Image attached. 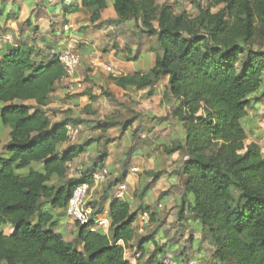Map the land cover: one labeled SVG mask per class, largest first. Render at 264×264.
Listing matches in <instances>:
<instances>
[{
    "label": "trees",
    "instance_id": "trees-1",
    "mask_svg": "<svg viewBox=\"0 0 264 264\" xmlns=\"http://www.w3.org/2000/svg\"><path fill=\"white\" fill-rule=\"evenodd\" d=\"M110 1L60 4L65 19L86 9L96 23ZM112 1L115 23L133 20L157 44L152 69L111 79L124 89L151 88L152 94L153 86L169 77L164 98L173 103L172 118L181 124L185 139L166 148L169 154L184 151L186 156L179 218L187 214V219L202 223L203 236L221 264H264V153L259 143L246 142L242 123L249 108L264 99V0H192L196 15L157 0ZM5 7L0 1V17L10 19ZM38 55L26 42H7L0 48V118L11 128L9 140H0V264H134L125 256L133 240L141 258L149 242L157 254L161 246L154 233L136 231L139 210L114 197L109 233L78 226L72 244L56 231L63 215L56 210L65 211L73 188L94 183L92 174L69 177L70 164L91 140L62 148L68 142L67 125L83 120H52L50 95L66 70L55 55L45 60ZM136 118L118 120L113 115L93 129L106 133L121 125L125 132ZM135 135L136 130L133 139ZM106 157V150H99L96 163ZM142 210L154 220L149 207Z\"/></svg>",
    "mask_w": 264,
    "mask_h": 264
},
{
    "label": "crops",
    "instance_id": "crops-1",
    "mask_svg": "<svg viewBox=\"0 0 264 264\" xmlns=\"http://www.w3.org/2000/svg\"><path fill=\"white\" fill-rule=\"evenodd\" d=\"M23 1L28 4V7L34 3V0ZM44 2L45 4L48 3L47 0H44ZM51 5L52 6L47 7L48 10L52 14H55L56 16L61 15L62 18L65 19L61 11L60 0H54ZM18 7L21 9L19 5ZM80 12H87L88 20H83L84 16L82 17L81 15H78ZM196 14L197 11L194 15ZM90 18L91 12L86 9H82L79 12L71 15H67L65 20H68L67 22H70L69 24H71V28L69 30H65L60 27L54 28L50 24L49 28L40 29L39 34L42 33L45 39L37 41L32 40V44L30 45L35 46V48L39 50L38 59L44 60L49 57L50 51L52 49L62 48L63 45L69 40L72 42L75 41L80 45L78 52L81 56V63L75 74L72 76H65L56 84L55 90L50 95L51 103L47 107L48 114L51 116L54 122L63 120L68 116L83 120L82 124L84 126L85 132L82 133V129L80 128L81 134L75 143L81 145L88 140H91V142L86 145L85 152L70 164L69 177L81 179L86 174L95 175L97 172L102 170L108 171L105 181L94 182L91 184V190L87 201L88 204L93 208L95 217L106 216L110 221L109 212L111 203L114 199L113 190L115 185L123 180H126L129 185L125 200L131 203L133 211L150 206L152 207L154 203H156L157 206L158 200L160 201L162 198L163 199L160 204L167 203L170 200V194H165L164 191H168L169 188L178 185L177 175L171 171H165L163 172V174L165 173L163 178L160 176V178L152 184V178L149 176V179L147 177V173L149 175L152 169L156 167L157 163L153 164L150 160H148L147 156L143 155V153H148L149 158H152L153 155L156 154L157 158L159 159L160 157L158 154L160 153L158 149H155L157 144L164 145V149L167 151L166 148H171L174 143H183L185 139L183 132L184 130L181 124L176 119L172 118L170 109L173 103L164 98L169 80L168 76L162 77L153 86V93L151 94L152 96L141 103V106L146 109V113L143 116H140L139 113L134 114L137 116V118L129 127V129L125 131L120 141L117 138H119V133L121 134V125H115L106 133H102L98 129L90 128V125L94 126L96 124L95 122L107 118L106 116L111 117L115 114V109H111L109 110L111 112H107L106 115L100 116L101 112L99 107L108 105L107 101L111 100L124 105H129L130 101L133 100L131 97L132 93L135 92V95L139 100L140 97L144 98L143 93H145L147 89H150H124L116 85L110 76H122L135 71L148 72L155 65L156 61V54L153 50L147 52L144 49L140 51V55L139 51L138 54L133 51L132 55L127 57L129 55L130 47L129 44L124 46L123 41L128 38L130 34H132L131 30L124 32L123 34L116 32L114 37L117 36V34L120 35L114 39H110V41L108 39H102L103 35L105 34V28L103 25L104 22L116 20L117 18V13L114 9L112 0L110 1L109 7L103 11L101 20L96 23H92ZM110 26H112V24H110ZM36 29L37 28H35V30ZM20 37V42H26V36L21 35ZM7 42L8 41L5 39L1 40L0 48ZM101 43L104 46L111 45L114 53L107 52L106 55H104L105 53H102V56H100L102 52ZM116 49L121 50L119 56H115ZM82 58L84 59V62H82ZM113 60L119 61V67L113 65ZM105 64L109 65L112 68V71L107 70ZM106 73L107 78L110 81V84L107 87L108 93L106 94V97L103 96L97 99V97L100 95L99 93L105 87L102 79ZM76 82H83L84 88L81 90H73L72 86ZM96 88H98L99 91H97ZM138 116L141 118V120L138 119ZM245 119H247V116L244 117L242 121H245ZM140 127L141 131L139 130ZM132 129H134V131L136 129L139 137L143 139L144 137L148 136L153 144L150 145L151 143L149 142V145H144L141 141H139L140 144L136 150V152H138V156H135L137 162H133L130 157L128 161H126L127 163H130V165L125 164V167L123 168L121 161L123 160V156L129 148V134L132 132ZM129 130H131L130 133ZM245 130L246 132L248 131L246 128ZM10 132L11 128L9 126H4L2 133L5 135V141L3 144L9 140ZM105 134L109 135L110 137L107 139V157L103 163H96L101 141L100 137ZM131 134L133 135V133ZM69 144V142H66L63 144L62 148L67 147ZM175 153L178 152L176 151L171 155L177 157ZM169 163L170 162H168V164ZM131 164L133 165L132 167L140 168V172H130V169L132 168ZM181 165L183 166V164ZM145 171L148 172L145 173ZM164 177H166L169 181L166 184L160 185ZM161 192L164 194H161ZM175 195L177 199H182L183 193H178ZM161 196L162 198H160ZM156 209L160 212L157 207ZM60 212L63 215L60 216L58 223L55 225V229L56 231L63 234L66 241H70L67 239V237L71 238L73 236H77L79 227L73 219L65 216V211L56 210V213ZM188 222L190 225L188 227L186 226V230L189 231L190 229H193L195 234H190L192 237L189 241H186V237L179 238L174 241V243L178 244V247L173 250V255H175L176 252L179 253L178 249L182 248L183 250L179 257L182 264H204V262H206V264H221L213 257V246L203 236L202 223L199 220L191 219H188ZM164 231L165 227L160 228L153 234L154 240L158 241V244L162 246L157 254H155L156 249L154 243L149 242L144 247L143 257L141 259H136L134 256L138 250L136 242L133 240L126 247V258L132 261L134 264H162L163 259L169 255H167L166 252V256L161 257L160 252L163 251L165 247L170 245V237L165 236L163 234ZM157 233H160L161 235L159 237L161 238L160 240L155 239ZM209 254L210 256H207ZM175 259L176 258H174V261ZM175 264L180 263L175 261Z\"/></svg>",
    "mask_w": 264,
    "mask_h": 264
},
{
    "label": "rangeland",
    "instance_id": "rangeland-1",
    "mask_svg": "<svg viewBox=\"0 0 264 264\" xmlns=\"http://www.w3.org/2000/svg\"><path fill=\"white\" fill-rule=\"evenodd\" d=\"M0 1H5L7 4V7H5L6 8L5 13L10 12V14H11L10 19L6 18L5 16L0 17V41L4 40V39L6 40V38H5L6 36L12 35L14 42H20L19 38H21L20 36L23 35V36H26L25 41L27 43L29 42V44H32V42H31L32 40L37 41V40H44L45 39V37H44V35H42V33L39 34L40 29L49 28L50 24L54 28L60 27V28L64 29L65 25L70 23V22L65 23V21L61 15L56 16L55 14H52L48 10L47 7L52 6L51 4L54 2V0H47L48 1L47 4H45L44 0H34L33 1L34 3L31 6L29 5V7H28V4L23 0H0ZM157 1L159 4L168 2L170 5L175 7V10L177 12L182 11V10H186L187 12H190L191 14L196 13V8L194 7V4L191 2L192 0H157ZM195 1H200L203 3L206 2V0H195ZM18 5L21 7V9H18L19 17H18V20H15L14 19L15 9L17 10ZM80 13L78 15H81L82 17L84 16L83 20H88L87 12H80ZM10 20H11V22H10ZM27 22H29L32 27H30L29 23L27 24ZM36 24H38V25H36ZM110 24H112V26H110ZM103 25L105 28V34L103 35L102 39H108L109 41H110V39H114L117 36H119L120 34H123L124 32L131 30L132 34H130L128 36V38H126L123 41L124 46L129 44V47H130L129 55L127 57L131 56L133 51H135L137 54L139 51V55L141 54L140 51H142L144 49L147 52L152 51V48L154 46H156V44H157L156 37H150V36L142 33L140 31V29H138L135 26V23L133 22V20L126 21L125 23H122V24L115 23L112 20V21L104 22ZM35 28H37V29L35 30ZM116 32H118L120 34H117V36L114 37ZM74 44H75V49L78 51L80 49L79 48L80 45L77 44L75 41H74ZM101 50H102V52H101L100 56H102V53H105L104 55H106L107 52L112 53L114 51V50H112L111 45L104 46L103 44H102ZM123 52H125V51H123ZM120 53H121V50L116 49L115 56H119ZM82 60H83L82 62H84L83 58H82ZM113 65L116 67H119V65H120L119 61L113 60ZM102 82H103V84H105V87L99 93L100 95L97 97V99H99L103 96L106 97V94L108 93L107 87L110 84V81L107 78V73L104 75ZM150 89H147L146 92L143 93L144 98L140 97L139 100L137 99L135 92L132 93L131 97L133 98V100L130 101L129 105H124V104H121V103H118L115 101H111V100L107 101L108 105H103V106L99 107L100 112H101L100 116H102V115L104 116V115H106L107 112H111V111H109L111 109H115L114 116H116V118L118 120H125L127 118H130L131 116H134L135 113H139L140 116L141 115L143 116L146 113V109L141 106V103L143 101L149 99L152 96L149 93ZM96 90L99 91L98 88H96ZM170 110L172 113L173 106H171ZM108 114H110V113H108ZM106 117H108V116H106ZM104 119H106V118H104ZM138 119L141 120V118L139 116H138ZM242 122H243V125L245 126V128L248 129L246 142L251 143V142L255 141V142L261 144L262 151L264 153V99L259 101L254 106V108H249L247 119H245V121L243 120ZM95 123H97V122H95ZM78 126L82 129V133H84L85 129H84L83 124L82 123L78 124ZM3 128H4V125L2 124V121L0 118V140L2 142L5 141V135L2 133ZM90 128H93V125L92 126L90 125ZM139 130L141 131V127ZM130 131L131 130H129V133H130ZM133 132H134V129H132L131 133H133ZM124 133L125 132H122V130H121V134L119 133V138H117V139H119V141L122 138V136L124 135ZM131 133L129 134V138H130L129 148L127 149V152L124 154L123 160L121 159L122 160L121 165L123 168L125 167L126 161H128V159L130 157H131L133 162H135V163L137 162L135 159V156H138L137 155L138 152H136V150H137L138 145L140 144L139 141H141L144 145L145 144L149 145L150 143H151L150 145L153 144V142L150 140V138L148 136L144 137V139H143V138L139 137V135L136 132L135 138L133 139V135ZM100 138H101V141H100V145H99V150L100 151L106 150V152H107V148H106L108 145L107 139L110 137H109V135L105 134V135H102V137H100ZM155 149L156 150L158 149V151L160 153V154H158L160 157L159 159L157 158L156 154H154L152 158H149L148 153H146V152L143 153V155L147 156L148 160H150L153 164L157 163L156 167H154L152 169V171L149 173V175L147 173L148 171H145V173H147V177L149 179L151 177L153 180V176L156 173H158V174H161L160 176H162V178H163V176L165 174V173L163 174V172L171 171L177 175L178 185L169 188L170 191L169 190L164 191L165 194H170V196H171L170 200L167 203L160 204L162 199H163L161 196L160 198H162V199L160 201L158 200L157 206H156V203H154V205H153L154 207L153 206L149 207L150 210L152 211V213L153 214L156 213V214L154 215L155 216L154 220L153 219L151 220L150 226L148 227L147 231L144 234H140V235H146L150 232L154 233L157 230H159L160 228L165 227V231L163 232V234L165 236L170 237L169 238L170 239V241H169L170 245L168 247H165V249L160 252V255H161V257H164V256H166V252H167V255H169L170 257L176 258L175 261L182 264L179 257L181 255L183 249L179 248L178 249L179 253L176 252V254L173 255V253H172V252H174L173 250L176 247H178V244L174 243V241H176L179 238H185V237H186V241H189L190 238L192 237V235H190V234L191 233H193V235L195 234V231L193 229H190L189 231L186 230L187 229L186 226L188 227L190 225V223L188 222V219L186 218V216L188 217V215L185 214V217L179 218L178 213H179L181 205H182V200L177 199V197L175 195L178 193H180V194L183 193L184 177H182L183 175L181 173V170H182L181 164H183L184 158L186 156H185L184 151H177L178 153H175L177 157H174L171 154L167 153V151H165V149H164V145H161V144H157ZM98 154H99V152H98ZM169 155H171V156H169ZM168 162H170V163L168 164ZM132 164H131V167L133 166ZM148 164H149V161H148ZM127 165H130V163H127ZM130 172H131V169H130ZM139 172H140V168H138V173ZM166 177H164V179L162 180L160 185L168 183L169 180ZM118 183H120V182H118ZM162 193L163 192H161V194ZM156 207L160 210V212L157 211ZM160 236H161L160 233H157L155 239L160 240L161 239V238H159ZM67 239L70 240V242L72 244H75L77 242L76 236H73L71 238L67 237ZM80 249H82V246L80 247ZM207 256H210V254ZM175 261H174V264H175ZM204 264H206V262H204Z\"/></svg>",
    "mask_w": 264,
    "mask_h": 264
},
{
    "label": "built area",
    "instance_id": "built-area-1",
    "mask_svg": "<svg viewBox=\"0 0 264 264\" xmlns=\"http://www.w3.org/2000/svg\"><path fill=\"white\" fill-rule=\"evenodd\" d=\"M71 24H66L64 29L69 30ZM6 41L13 42V37L8 35L5 37ZM52 55H55L59 61L63 64L66 70V76H72L76 73L80 63L81 56L79 52L75 49V44L72 41H67L62 48L52 49L50 51ZM107 70L112 71V68L109 65L105 64ZM83 82H76L72 89H83ZM68 129V142L75 143L80 134L81 129L79 126L72 124L67 125ZM131 172L137 173L138 168L132 167ZM108 171L102 170L93 175L94 182L105 181L107 178ZM129 185L126 180L121 181L115 185L113 190V195L115 199L125 200L126 194L128 192ZM91 190V184L87 182L80 183L76 185L71 193V196L68 200L65 216L70 219H73L78 226H85L90 232H100L107 234L110 230V221L106 216L95 217V212L93 208L88 204V196ZM151 223V212L146 210H139L137 220H136V231L139 234H144ZM141 252L138 251L135 253V258H141ZM174 258L167 256L163 259L162 264H174Z\"/></svg>",
    "mask_w": 264,
    "mask_h": 264
}]
</instances>
